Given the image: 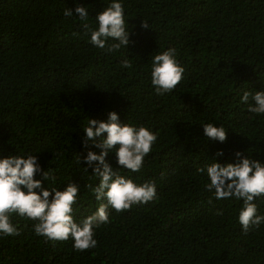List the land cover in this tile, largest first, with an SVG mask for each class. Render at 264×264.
I'll use <instances>...</instances> for the list:
<instances>
[{"label": "trees", "instance_id": "1", "mask_svg": "<svg viewBox=\"0 0 264 264\" xmlns=\"http://www.w3.org/2000/svg\"><path fill=\"white\" fill-rule=\"evenodd\" d=\"M119 2L131 42L109 53L92 45L83 24L95 30L112 0H0V158L37 155L42 170H55V182L43 187L77 184L79 222L106 203L88 187L99 177L83 157L101 150L82 146L83 130L88 119L107 121L115 111L157 140L139 172L117 165L114 152L106 161L137 184L154 182L156 197L120 213L110 207V222L94 229L97 246L83 252L71 237L37 236L34 221L13 213L20 235L0 234V264H264V223L245 234L242 199H216L204 187L206 172L197 171L214 158L236 163L237 152L264 163V114L249 111L251 97L241 101L245 91L264 90V0ZM78 4L87 21L76 16ZM169 48L183 79L157 95L152 59ZM126 58L131 68L122 67ZM207 123L224 126L226 141L207 138ZM255 203L264 215V196Z\"/></svg>", "mask_w": 264, "mask_h": 264}, {"label": "clouds", "instance_id": "2", "mask_svg": "<svg viewBox=\"0 0 264 264\" xmlns=\"http://www.w3.org/2000/svg\"><path fill=\"white\" fill-rule=\"evenodd\" d=\"M74 11L81 21H87L89 12L86 7L78 4ZM63 14L71 17L73 10L65 8ZM96 21L98 27L95 30L89 24H83L85 32H90L92 45L112 53L130 44L124 6L119 0H112L96 15ZM141 27L149 28L145 21H141ZM109 40L115 42L109 44ZM121 65L124 68L132 67L127 58L121 61ZM184 71L176 59L175 49L169 48L155 55L152 59L151 83L156 94L171 92L183 79ZM250 97L253 104L249 106V111L257 115L264 114V90L254 93L245 91L241 101L247 104ZM203 132L207 138L220 143L227 139L226 129L222 125L216 127L212 123L204 124ZM83 133L81 143L85 149L91 145L101 150L98 155L87 150V155L83 157V162L99 177L97 186L88 187L95 194L96 200H106V203H100L93 214L76 222L72 213L80 190L77 184L69 182L62 191L45 188L42 181L56 180L54 169L42 170L37 155H8L0 158V234L20 235V229L10 219L11 214L15 213L35 222L33 230L37 236L54 242L67 241L71 237L74 250L83 252L97 246L94 229L110 222V207L120 213L156 197L154 182L137 184L114 170L106 161L109 152H114L117 165L131 172H139L144 158L157 140L155 132L144 126L121 123L118 114L110 111L107 121L88 119ZM105 133L106 136L102 135ZM215 155L222 156L223 152L217 151ZM235 155L239 157L236 163L222 165L214 158L212 163L197 171L201 174L206 172L209 182L204 187L214 193L216 199H242L243 206L238 219L243 232L247 234L251 228L264 223V215L257 214L255 203L258 197L264 196V163L244 157L240 152ZM77 162H81L80 156H77ZM38 174L42 179L34 178Z\"/></svg>", "mask_w": 264, "mask_h": 264}]
</instances>
